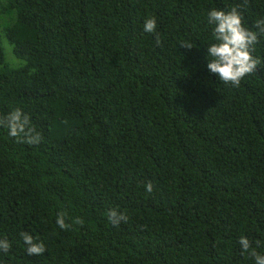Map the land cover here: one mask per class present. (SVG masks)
Returning a JSON list of instances; mask_svg holds the SVG:
<instances>
[{
  "label": "trees",
  "instance_id": "1",
  "mask_svg": "<svg viewBox=\"0 0 264 264\" xmlns=\"http://www.w3.org/2000/svg\"><path fill=\"white\" fill-rule=\"evenodd\" d=\"M232 7L264 18V0H0V116L42 135L0 127V264H255L239 239L264 254V63L239 87L207 68V14Z\"/></svg>",
  "mask_w": 264,
  "mask_h": 264
},
{
  "label": "clouds",
  "instance_id": "2",
  "mask_svg": "<svg viewBox=\"0 0 264 264\" xmlns=\"http://www.w3.org/2000/svg\"><path fill=\"white\" fill-rule=\"evenodd\" d=\"M208 24L213 25V40L207 48V68L218 76L219 80L226 85L239 87L241 81L247 76L256 72L257 66L264 63L259 57L253 55L255 45L264 36V18L255 22V31L246 27L244 16L239 7H232L230 10L212 9L208 12ZM157 21L155 17L148 18L144 22L143 30L146 33H155ZM159 43V37H157ZM187 49H192V43H181ZM0 127L8 130V135L15 138L19 143L29 145L39 144L42 135L31 124L30 117L21 109L17 108L7 115L0 116ZM146 191L151 193L154 186L148 182ZM66 213L57 214L56 224L62 230L69 229L72 225L66 223ZM109 222L119 226L127 222L128 216L119 209H110L107 212ZM73 223L82 224L83 220L76 218ZM20 236L26 245L27 254L31 256L43 255L46 245L42 240L34 237L28 232H21ZM242 253H248L255 259V264H264V254L258 253L252 247L251 242L245 236L239 239ZM11 243L6 239H0V252L9 253Z\"/></svg>",
  "mask_w": 264,
  "mask_h": 264
},
{
  "label": "rangeland",
  "instance_id": "3",
  "mask_svg": "<svg viewBox=\"0 0 264 264\" xmlns=\"http://www.w3.org/2000/svg\"><path fill=\"white\" fill-rule=\"evenodd\" d=\"M3 46L5 48L7 60L12 62L11 57H14L12 52V45L6 39H4Z\"/></svg>",
  "mask_w": 264,
  "mask_h": 264
}]
</instances>
